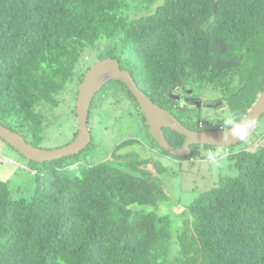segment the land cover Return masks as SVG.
Wrapping results in <instances>:
<instances>
[{
	"label": "trees",
	"instance_id": "trees-1",
	"mask_svg": "<svg viewBox=\"0 0 264 264\" xmlns=\"http://www.w3.org/2000/svg\"><path fill=\"white\" fill-rule=\"evenodd\" d=\"M88 51L117 60L186 128L207 130L168 96L177 87L219 90L228 113L246 116L264 88V0H0V125L42 148L41 106L56 105L79 67L81 82ZM163 132L183 147L184 136ZM149 136L179 161L204 159L208 148L177 157ZM258 138L230 156L238 174L199 193L175 230L168 214L130 208L168 201L157 177L164 168L129 172L124 153L117 162L82 163L81 151L28 161L36 179L29 198L13 197L0 180V264H264V130ZM142 165L130 166L144 173Z\"/></svg>",
	"mask_w": 264,
	"mask_h": 264
},
{
	"label": "rangeland",
	"instance_id": "rangeland-1",
	"mask_svg": "<svg viewBox=\"0 0 264 264\" xmlns=\"http://www.w3.org/2000/svg\"><path fill=\"white\" fill-rule=\"evenodd\" d=\"M97 54L88 51L90 61L82 66H91L97 61ZM79 65V64H78ZM77 65V66H78ZM83 72V71H82ZM80 80L75 78L67 83L65 88L55 96L56 105H42L43 119L47 127L44 128L42 149L53 150L71 143L76 135V98ZM194 96L201 97V106L190 110V120L196 121L200 117L205 127L212 126L217 129L219 125L226 128L224 119L228 111L223 106L224 100L219 90L203 89L194 92ZM93 107L88 121L91 134V145L81 151L82 163H96L99 161L117 162L116 156L124 153L127 156L126 164L136 165L143 163V172L132 170L136 174H149L155 168H164L157 174L159 182L163 185L168 201L159 204L157 208L151 205L134 204L132 211L155 210L158 214H168L171 219V229L175 230L179 224V213L199 193L210 188L217 182L219 176H236L238 170L230 167L233 156L237 151L251 149L260 142V137L255 139L264 130V115L256 126V131L242 142L230 147V153L224 155V147H214L210 155H206L202 161H179L169 155L161 153L154 147L150 139V131L141 114L128 96L124 87L111 80L105 83L93 98ZM125 140H134L131 146L119 149L118 144ZM224 155V156H223ZM4 158L5 160H3ZM12 160L13 165L7 163ZM146 160V161H144ZM144 161V162H143ZM29 162L16 150L0 139V180L8 181L12 196L15 198H29L36 185V179L29 172ZM145 170V171H144Z\"/></svg>",
	"mask_w": 264,
	"mask_h": 264
},
{
	"label": "water",
	"instance_id": "water-1",
	"mask_svg": "<svg viewBox=\"0 0 264 264\" xmlns=\"http://www.w3.org/2000/svg\"><path fill=\"white\" fill-rule=\"evenodd\" d=\"M110 80H119L126 85L132 96L135 98L154 141L163 150L177 157L187 156L191 152L190 148L193 145H204L211 147L235 146L254 133L257 121L262 115H264L263 88V91L245 116L246 118L255 119L252 129L245 139L239 140L234 138L227 128L203 131L190 130L182 125L167 110L160 108L151 99H149L138 88L133 77L127 71L120 69L118 62L115 59L106 58L93 64L87 70L79 86L78 95L76 98L77 135L71 143L64 147L53 150L34 147L27 143L22 136L2 125H0V139L7 143L11 148L16 150L25 159L36 163L51 162L63 157L78 154L89 145L92 139L88 130V119L91 102L96 92ZM189 93H191V91H189ZM168 97L186 105L200 107V103H190L189 99L182 98L179 95L171 94ZM163 129H169L179 135L184 136L185 140L183 147L175 148L169 145L165 139Z\"/></svg>",
	"mask_w": 264,
	"mask_h": 264
},
{
	"label": "clouds",
	"instance_id": "clouds-1",
	"mask_svg": "<svg viewBox=\"0 0 264 264\" xmlns=\"http://www.w3.org/2000/svg\"><path fill=\"white\" fill-rule=\"evenodd\" d=\"M87 61L89 62L90 61V58H89V56H87V55H85L84 56V58H83V63L85 64V63H87ZM117 61V60H116ZM97 62H99V61H97ZM96 62V63H97ZM118 62V61H117ZM95 64V63H94ZM119 64V63H118ZM92 66V65H91ZM90 66V67H91ZM120 67V66H119ZM80 71H79V73H78V75H77V79H79V75H80V73H82V71H83V69L81 68V67H79L78 68ZM121 69V68H120ZM87 72V71H86ZM85 72V73H86ZM85 73H84V75H85ZM84 75H83V77H84ZM82 80H83V78H82ZM82 80H81V82H82ZM111 81V80H110ZM119 81V80H118ZM135 81V80H134ZM81 82H80V84H81ZM109 82V81H108ZM123 83V82H122ZM136 83V82H135ZM124 84V83H123ZM125 85V84H124ZM80 86V85H79ZM126 86V85H125ZM101 89V88H100ZM99 89V90H100ZM184 88H182V87H177L175 90H182L181 92H183L184 90H183ZM79 90V89H78ZM98 90V91H99ZM175 90H173L171 93H170V95L171 94H174V95H179L180 97H184L181 93H176L175 92ZM187 90H189V89H187ZM98 91L96 92V94L98 93ZM191 91V90H190ZM189 92V91H188ZM186 93V92H185ZM96 94H95V96H96ZM188 94H190V93H188ZM191 94H192V91H191ZM77 95H78V93H77ZM169 95V96H170ZM201 97L199 96L197 99H195V100H193V101H195L194 103H200V106H201ZM175 101V100H174ZM179 102V101H178ZM182 103V102H181ZM182 104H184V103H182ZM189 107H191V109H193V108H196V107H193V106H190V105H188ZM199 122H202V125L200 126L199 125ZM198 122V126L200 127V128H206L207 130H214V128L212 127V126H209V127H205V123L202 121V120H200ZM254 123H255V119L254 118H246L245 116H243V115H241L240 113H238V112H231V113H229V114H227V116H226V118L224 119V125H225V127L231 132V135L234 137V138H236V139H239V140H243V139H245L248 135H249V133H250V131H251V129H252V127H253V125H254ZM217 129H224V127H222L221 125H219L218 126V128ZM88 130H89V127H88ZM216 130V129H215ZM91 135V134H90ZM92 138V137H91ZM225 139H226V137H225ZM201 146H204V145H201ZM208 148H201V156L202 155H204V156H206V155H210L211 153H212V149L214 148V147H211V146H207ZM230 147V146H229ZM218 148H220V147H218ZM191 149V148H190ZM226 154H231L230 153V150L227 148V147H224V155H226ZM223 155V156H224ZM203 158H205V157H203ZM3 160H5L4 158H2ZM202 160H204V159H201V158H199V157H195V159H190V161H202ZM7 163L8 164H10V165H13V162H12V160H8L7 161Z\"/></svg>",
	"mask_w": 264,
	"mask_h": 264
},
{
	"label": "flooded vegetation",
	"instance_id": "flooded-vegetation-1",
	"mask_svg": "<svg viewBox=\"0 0 264 264\" xmlns=\"http://www.w3.org/2000/svg\"><path fill=\"white\" fill-rule=\"evenodd\" d=\"M184 91L183 92H181L182 90H175V92L176 93H181L184 97H182V98H187V99H189L190 101V103L191 102H195V101H193V100H195V99H197L198 97H196V96H194L193 94H188L189 92L188 91H190V90H187V89H183ZM186 92V93H185Z\"/></svg>",
	"mask_w": 264,
	"mask_h": 264
},
{
	"label": "built area",
	"instance_id": "built-area-1",
	"mask_svg": "<svg viewBox=\"0 0 264 264\" xmlns=\"http://www.w3.org/2000/svg\"><path fill=\"white\" fill-rule=\"evenodd\" d=\"M199 125L201 126L202 125V122H199Z\"/></svg>",
	"mask_w": 264,
	"mask_h": 264
}]
</instances>
